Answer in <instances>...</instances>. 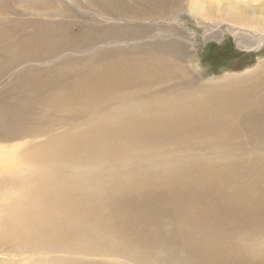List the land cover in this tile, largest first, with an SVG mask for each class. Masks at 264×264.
Segmentation results:
<instances>
[{
	"label": "bare ground",
	"instance_id": "6f19581e",
	"mask_svg": "<svg viewBox=\"0 0 264 264\" xmlns=\"http://www.w3.org/2000/svg\"><path fill=\"white\" fill-rule=\"evenodd\" d=\"M26 1L32 12L0 15V244L31 264H106L96 249L132 254L112 233L138 220L185 264H264V57L204 84L186 60L193 38L152 23L183 2L213 32L261 44L258 0ZM149 252L135 258L156 264Z\"/></svg>",
	"mask_w": 264,
	"mask_h": 264
},
{
	"label": "rangeland",
	"instance_id": "374dc122",
	"mask_svg": "<svg viewBox=\"0 0 264 264\" xmlns=\"http://www.w3.org/2000/svg\"><path fill=\"white\" fill-rule=\"evenodd\" d=\"M220 1L222 2L225 0H220ZM211 2H213V0H211ZM214 2L217 3V0H215ZM251 3L255 6L256 9L257 8L259 9V10L257 9L259 12L260 11L264 12V9H263L264 8L263 7L264 6V0H263V2H262V0H258V1L251 2ZM0 5H1L0 6L1 11H2V12L0 11V15H11L13 18L15 16L16 19H18L19 14H14L13 11L18 10V11L23 12L25 10L27 12H32V9H33L30 6L29 7L27 6L28 2L26 0H0ZM185 5H186V3L183 4V2H182L181 5L174 7L175 10L179 9V7L182 8V9L180 8L178 11H172V16H174V18H175V19H173L174 21L173 20L170 21L168 19H163V20L154 21L152 23H154V24L159 23V25L161 24L160 30L157 31L158 33L168 35L169 34L168 26H172V36H175V34H174L175 30H173V28H175V29L178 28V30H180L184 34H187V36H189L190 39L193 38L192 40L194 41V43L192 45H189L187 48L188 57H186V60H188L189 65H192V68H193L192 72L198 77V80H200L204 84H211L212 82L213 83H219L228 77H236V76L239 77L241 75L243 76L245 73L247 74L251 69H255L254 66H256V63L258 62V58L264 57V39L261 40V44H256L257 36L253 33L249 34V35H252L254 37V38L252 37V39H253L252 45H248V46L244 47L243 44H240L237 42L236 33L227 29L225 24H221V26L216 25L217 30L213 32L214 29L211 30L209 27L212 25L203 24L204 23V22H202L203 20H201V19L198 20V18L193 16L189 10L184 9ZM200 21H201V23H200ZM149 24H151V22ZM163 29H165L167 32H165V31L162 32ZM234 29H236V31L239 34H242L244 32H247L245 30H247L248 28L235 26ZM242 31H244V32H242ZM213 33H214V35H213ZM249 67H250V69H248ZM250 72H252V71H250ZM249 73H248V75H249ZM5 79H8L7 75L4 76L3 78H0V82H3ZM3 84L4 83L0 84V90H1V87L3 86ZM38 113H39V108L35 109V112L32 116L34 121L38 118L37 117ZM41 114L44 115L43 113H39L38 116H41ZM35 117H36V119H35ZM45 117H47V118L44 119ZM45 117H43L42 120L46 121V120L50 119V117H48V116H45ZM27 140H29L28 137L20 139L17 142L25 143ZM4 143L2 142V145L0 143V146H3V145L4 146H10L9 142H4ZM167 145L170 146L169 143ZM163 149H167V148H163ZM157 156L159 157L160 155L157 154L156 158H158ZM100 160L93 162L92 165L99 166ZM97 162H98V164H97ZM141 168L145 169V171H143ZM146 169L150 170V168L140 166L139 174L147 173ZM103 170H104L103 172H105V170H107V167L105 169L103 168ZM15 187H17L16 189H19V190L21 189V187H19V186H15ZM0 192H2V191H0ZM5 195H8V193L5 192V194L2 195L1 198L5 197ZM3 203H5V204H3ZM6 203H8V202L6 201V202L0 203V209L3 210V207H8L9 204L7 205ZM1 204H3V207ZM184 206H186V205H183L182 207H184ZM182 207L180 208V210L177 213H173L172 209L160 212V214H159L160 217L158 216V219H157V225L160 227V230L165 232V231L169 230L170 228L172 229V227H175V224H177V222L179 221V217L182 216L181 214L184 210V208H182ZM5 212L6 211H4V213ZM4 213L1 214V210H0V214L3 218H8V216H11V213L7 214L8 211L5 214ZM163 213H164V216H163ZM172 216H174V217H172ZM12 218H13V214H12ZM18 219H20V217H17V218L15 217L14 221L17 223ZM145 225L143 222L136 220L135 225H134V227H132V229L126 228V229H124L125 230L124 231L123 228L116 227L117 228L116 231L112 233L114 235V236H112L113 241L116 243H119V244L123 241V243H121V244H123V247L124 246L131 247L132 248L131 251L133 252L132 254L124 256L125 254H122V253L113 252V251L110 252V250H108V249L98 248V249H96V256H98L99 258L95 257V259L96 260H102L104 262L106 261V264H143L142 261L140 262L141 259H139L137 261L134 253H139L141 255L142 253H145V251L150 250L149 253H152L156 257L155 258L156 264H182V263L185 264L187 262V260L183 256V254L182 253L181 254L175 253L174 251H172L173 249H170L171 246L169 248L168 246H166L165 243H160L157 240L147 239V237H150L152 232L149 231V229L147 227L149 225H147V224H145ZM137 226H138V229H137ZM5 227H6V229H11L9 227L7 228V224L5 225ZM141 227H143V228L141 229ZM140 232L141 233L144 232L145 234L142 233L141 236H138V238H136L135 234L140 233ZM127 233H128V235H127ZM115 234H117V235H115ZM160 234H163V233H160ZM1 236H3V235H1ZM109 237H110V235H108V238ZM127 237H129V238H127ZM237 237L234 236V233H229L228 234V241L230 242V239L232 241L239 239L240 244L242 246H246L249 244V241L243 240L241 242L240 238L239 237L237 238ZM121 238H123V239H121ZM140 238L145 239L142 241L143 243L136 242ZM124 239L127 241V244H126V241ZM246 239H249V238H246ZM128 241H131V242H128ZM149 242H153V243H149ZM26 243L29 246V245H32L33 242L28 241ZM243 243H244V245H243ZM3 244L4 243L0 244V264H31V263H29V260L27 258L28 254L27 255L26 254H20L18 251H16V246H14V248H12L13 245H10V244H4V246L7 248V250L5 249L6 251H4L5 247L3 246V249H2V246H1ZM149 246H151L152 248H148ZM19 248H25V247H19ZM164 249L165 250L169 249V251L165 252ZM8 250H9V252H8ZM10 251H11V253H10ZM132 255H133V257H132ZM136 256H139V255L137 254ZM100 258H103V259H100ZM157 258L159 259L158 263H157Z\"/></svg>",
	"mask_w": 264,
	"mask_h": 264
}]
</instances>
